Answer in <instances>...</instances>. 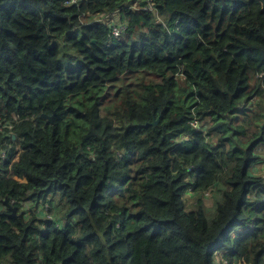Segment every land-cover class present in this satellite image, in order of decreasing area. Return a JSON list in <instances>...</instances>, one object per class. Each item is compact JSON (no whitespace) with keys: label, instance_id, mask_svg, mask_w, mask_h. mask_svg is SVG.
Here are the masks:
<instances>
[{"label":"trees","instance_id":"trees-1","mask_svg":"<svg viewBox=\"0 0 264 264\" xmlns=\"http://www.w3.org/2000/svg\"><path fill=\"white\" fill-rule=\"evenodd\" d=\"M64 1L0 0V264H264V0Z\"/></svg>","mask_w":264,"mask_h":264},{"label":"rangeland","instance_id":"rangeland-1","mask_svg":"<svg viewBox=\"0 0 264 264\" xmlns=\"http://www.w3.org/2000/svg\"><path fill=\"white\" fill-rule=\"evenodd\" d=\"M96 18V15L94 16V19ZM98 18H101V15H99L98 16ZM114 20L116 21V22H119L118 20H117V18H115L114 17ZM122 21H125V20H122ZM131 79H133V77H130V78H126L125 80H127V81H129V80H131ZM147 79L148 80H157V79H155L152 75H149V76H147ZM110 88V94L108 93V95H107V97H111V94H113V91H114V89H115V87H114V85H110L109 86ZM252 101L253 102H258V100H257V98H253L252 99ZM16 141H18V150H13V152H12V154H16V155H19V153L21 152V150H23V143L21 144V141H20V137H17L16 136ZM17 157V156H16ZM15 158V157H14ZM14 158L12 159V162H10V163H13V162H15V161H17L18 159H15L14 160ZM262 172V171H261ZM10 174V176H14V174L12 173V172H10L9 173ZM264 174V173H263ZM206 195V197H205V199L203 200V203H204V206L206 207V209H207V211L208 212H210L212 209H213V202H214V200H213V197H211V193L210 192H208L207 191V193L205 194ZM184 201H185V205H186V208L187 209H191V208H193L194 207V204H196L197 203V201H196V197L195 196H192V195H186L185 196V198H184ZM41 209L44 211H41L40 210V212H41V214H42V218H44L45 217V215H46V208H45V205H43L42 207H41ZM222 253H223V251H218V252H216L215 253V258L218 260V259H220L221 258V256H222ZM4 264H9V263H4Z\"/></svg>","mask_w":264,"mask_h":264},{"label":"built area","instance_id":"built-area-1","mask_svg":"<svg viewBox=\"0 0 264 264\" xmlns=\"http://www.w3.org/2000/svg\"><path fill=\"white\" fill-rule=\"evenodd\" d=\"M111 33L114 37H119L122 35V33L124 32L126 26L124 24H116V23H111ZM4 126H0V129L3 128ZM11 128V126H9ZM12 135V134H11ZM6 158V152L4 150L1 149L0 147V160L1 163L5 162L7 160Z\"/></svg>","mask_w":264,"mask_h":264},{"label":"clouds","instance_id":"clouds-1","mask_svg":"<svg viewBox=\"0 0 264 264\" xmlns=\"http://www.w3.org/2000/svg\"><path fill=\"white\" fill-rule=\"evenodd\" d=\"M75 2V0H65L64 1V3H66V4H72V3H74ZM135 6V5H134ZM152 9V6H151V4H148L147 6H145V7H142V10H151ZM114 17L115 18H117V16H115L114 15V13L113 14H111L110 15V17H109V19H107L108 20V25H109V27H110V29H111V26H110V24L111 23H116V24H124L125 26H127V24H128V22L127 21H121V20H118L119 22H116L115 20H114ZM124 34V32L122 33V35ZM121 35V36H122ZM111 36L112 37H114L113 35H112V33H111ZM120 37V36H119ZM114 38H117V37H114ZM42 118V117H41ZM12 140H16V135H14L13 133H12ZM17 156V157H16ZM15 159H18V155H15V158H14V160ZM12 162V161H11Z\"/></svg>","mask_w":264,"mask_h":264},{"label":"water","instance_id":"water-1","mask_svg":"<svg viewBox=\"0 0 264 264\" xmlns=\"http://www.w3.org/2000/svg\"><path fill=\"white\" fill-rule=\"evenodd\" d=\"M41 117L44 119H47L48 121H52V115H47V114H41ZM158 119L154 120L151 124H156ZM4 204H8L7 198L3 200ZM9 209L12 211V214L14 215V212L16 211V207H11L9 205Z\"/></svg>","mask_w":264,"mask_h":264}]
</instances>
